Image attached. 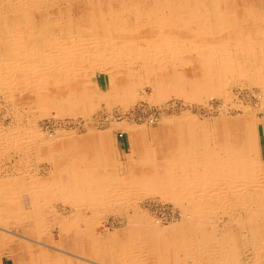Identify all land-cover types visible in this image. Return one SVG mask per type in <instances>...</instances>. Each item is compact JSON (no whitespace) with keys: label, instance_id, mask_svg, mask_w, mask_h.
Instances as JSON below:
<instances>
[{"label":"bare ground","instance_id":"6f19581e","mask_svg":"<svg viewBox=\"0 0 264 264\" xmlns=\"http://www.w3.org/2000/svg\"><path fill=\"white\" fill-rule=\"evenodd\" d=\"M96 72L111 73L113 79L112 85L99 93L93 92L90 84V76ZM247 83L255 95L261 93L264 107V0H0V91L34 119L48 115L50 109L61 117L76 113L90 116L102 101L121 103L127 109L139 98V88L142 93L151 88L156 101L180 97L192 103L218 96L224 99L226 112L233 107L244 111L239 117L216 118L213 124L199 122L190 110L165 118L169 144L158 158L157 148L143 142L144 136L130 125L131 148L125 164L112 144L104 143L105 131L87 128L84 137L77 138V131L58 128L49 132L52 139L45 141L34 120L27 126L18 123L8 132L0 130V147L6 142L16 150L48 146L43 152L59 159H70L73 149H59L62 154L56 156L50 152L55 140L58 144L82 143L85 138L89 144L88 149L75 150L72 158L79 163L74 167L79 180L73 185L81 199L75 200L83 202L84 192H90L93 214L85 218L88 226L78 227L80 218L75 214L67 222L20 229L25 233L20 239H41L46 229L55 225L63 240H76V234L81 235L79 240H97L93 230L97 217L115 211L122 203L121 196L135 200L137 189L143 196L160 194L172 199L185 193L188 215L181 222L159 227V220L137 207L127 217L130 226L124 239L118 240H147L151 255L163 244L160 254L171 255V260L185 252L191 256L202 252L215 257L211 260L215 264H264V154L258 136L264 112L256 117L250 105L233 99L229 91ZM252 86L261 91L255 92ZM137 148L141 158L135 157ZM86 158L95 176L83 180L90 164ZM66 188L64 183L62 195ZM9 201L7 188H1V229L9 227L13 217L8 212ZM213 205L221 208L214 210ZM214 213H220V229L214 223L218 218L213 219ZM2 238L6 235L0 232V243ZM160 240H188L202 247L193 250L186 241L188 247L176 250L172 241ZM208 240H214L217 248L209 249ZM3 247L13 255L11 244L1 243L0 249ZM125 253L123 248H112L103 255L120 264L137 263V256Z\"/></svg>","mask_w":264,"mask_h":264},{"label":"rangeland","instance_id":"374dc122","mask_svg":"<svg viewBox=\"0 0 264 264\" xmlns=\"http://www.w3.org/2000/svg\"><path fill=\"white\" fill-rule=\"evenodd\" d=\"M112 80L113 79H112L111 73L96 72L90 76L91 88L93 92L99 93L109 88L112 85ZM252 88L254 91L255 90H258L257 92L261 91L260 87L258 86H252ZM229 91L233 99L235 98V99H238L239 101H242L244 105H247V106L250 105V107L254 109L253 113H256V117H261L263 115L264 107H262V104H261V99H260L261 93L259 96L255 95L251 89V85L249 87L248 83L244 85L239 84L237 86H233ZM137 92H138V97L140 99L137 98V100H135V102L127 109H125L121 103L108 104L102 101L99 104V106L92 112L93 114H91L90 116H85L82 113H76L75 115L61 117L56 110L50 109L48 115H44L45 117L40 116L34 119L33 115H31L28 112L26 113V110L23 107L16 108L14 106V102L12 101V99L9 98L7 94L0 91V130L1 131L5 130L8 132L9 129L17 127V125H19L18 123H20V126L21 125L27 126L29 125L30 120H34L38 131H41L44 134L43 136L45 138L44 137L43 138L45 139V141L51 140L52 137L49 136V132L50 134L51 133L53 134V130L58 129V128H65L68 130H75L79 132H84V131L87 132L86 131L87 128H91L93 130L96 129V131H102V132L109 131L110 134H107L105 138L103 137L104 143L108 145V142H109L112 144L113 147L115 146L114 147L115 150L113 148L114 153L117 154L118 159L120 158L121 162L125 164V160L127 159L126 156L130 152V148H131V132H130L131 130H129V127L131 126L132 127L136 126L137 127L136 130L138 131V133L144 136L142 139L143 142H145L147 145L156 147L158 149V150L156 149L157 158H158V153L160 154L163 151H166L168 144H169V143L167 144L168 133L165 131V127L163 126L165 124L164 122H166L165 118L171 119V118H174L182 114V112H184L185 110H190V112H192L195 115L196 119L199 120V122L204 121L209 124H213V121H215L216 118H219L221 116L235 118V117H239L242 114H244V111L240 107H237V108L233 107L229 109L230 111L226 112L224 110V107L222 108V103H225L223 101L224 99L218 96H212L207 101L189 103L184 98H180V97H171L167 99L166 101L165 100L156 101L155 100L156 94L151 88H147L146 92H143V93L141 89L139 88ZM207 104H211L213 107L209 109V107H207ZM218 105L221 106V109H217L216 106ZM156 109L157 110L162 109L163 113L161 114V116L159 117L157 121L150 122L148 120V114ZM263 130H264V123L258 124L259 145L264 154V131ZM114 138H115V141H114ZM126 139H127V142H126ZM215 140H218L217 137L215 138ZM55 141L52 143H55L56 145L55 144L52 145V150L50 152L53 153L54 151L53 154L54 155L56 154V156L57 154L61 155L62 154L61 150H64V149L58 148L57 146H58L59 141L57 143ZM3 143L1 142V144ZM116 143H118L119 145L118 148L120 151L116 150ZM36 144L38 145L39 143L36 142ZM6 145L8 146L9 149L11 148V146H13V145L9 146V144L6 142L3 144L4 149L1 148L3 146L0 147L2 151L6 150L4 151V153L0 150L1 152L0 156L2 155L0 157V174H1L0 182L1 183L5 182L6 184V181H7L6 178L8 174L7 173L8 172L7 162H9V159H16L18 157L28 159L31 157V159H33V160L30 159L32 162H38L41 159L46 158V156L48 157L49 151L46 152V154H44L45 150L43 152V149H46V148H43L42 146H39V147L38 146H28L27 148L28 150H25L26 149L25 146H22L20 147L19 150L17 149L18 150L17 151L16 150L17 147H14V146L10 150H7L8 148H5ZM30 145H34V143L33 144L30 143ZM13 148H15V150ZM21 148H23V150ZM32 149L33 150L35 149V150L33 151ZM59 149L61 150L58 152L57 150ZM137 150H138V154L135 157L141 158L142 157L141 149L137 148ZM5 152H7V154ZM32 153H34L35 155L33 154L32 156ZM128 166L135 168L134 167L135 165L133 164L131 165L128 164ZM139 191H140L139 189L136 190L138 194L136 195L135 200L134 198H132V196H128V199L127 197L121 196V201H122V203H120L121 205L117 204V209L115 207L116 205L114 206L115 208H113V209H116L117 211L115 210L110 213L102 212V214L97 217L96 224H95L96 228H93V230L96 232L97 240H92V243L95 246V254L97 256V258L95 259L96 264H109L108 263L109 261L112 264H120V263H117V260L114 259V257L107 258L103 255L105 250H110L112 248H118V249L123 248V250H125L126 252L125 254L129 253V255L131 254V255L137 256L140 260L143 259L144 264H152L155 261L156 262L159 261L160 258L161 259L171 258V255L160 254L159 247L161 246L164 249L163 244H159L157 253L151 255L148 251L149 244H147V240H133L132 241V240H118V239H124L123 234L126 232L128 227L130 226L128 225L127 217L132 216V214L134 213L137 207L141 210L148 211L151 217H153L157 221L159 220L158 221L159 224L158 222H156V225H158L159 227L162 226L166 228V227H170L172 225L178 224L188 215V212H187L188 210L185 208V206H187L188 204L185 198L187 194L182 193V195L178 197V199L176 198L172 199L168 197H163L160 194L143 196L141 195V193H139ZM123 199L127 200L128 202L125 200L123 201ZM211 208L216 210V209H220L221 206L213 205L211 206ZM99 210H102V209H99ZM91 214H93L92 211H91ZM215 216L218 218L215 219L216 218ZM219 218H220V213L219 214L214 213V217H213V219H215L214 223L217 224L218 228L220 229L221 222L218 223ZM44 223L45 222H43V224ZM88 223H89L88 221H85V224L87 226H88ZM6 229L12 232L7 231ZM6 229L0 228V232L6 235V238H2L3 240L1 241V243L11 244L14 249V253L12 255V253L10 254L9 249L4 248V247L1 248L0 249V264H19L22 262H26L27 264H38L36 263L37 258L40 255H45V254L47 255L46 257L47 261L45 260L43 262L44 264H47V263L48 264H55V263L58 264L57 261L51 262L48 260L51 257V256L49 257V255L51 254L55 255L59 253H65L67 254L65 257H71L70 255L74 253L77 255H81L83 257H87V255L85 254H79L77 248L73 249L71 242L74 237L65 238L64 240L62 239V236L60 234L61 231L59 230V228L46 229L47 234H42V236L40 237L41 239L37 238V240H33V239L32 240H21L20 239L21 234L22 233L25 234V233L22 232L20 229H14L10 227H6ZM109 235L114 236V237L116 236L115 237L116 239L115 240H102V239L108 238ZM42 237H45V238H42ZM80 237H81L80 234H76L75 239L79 240ZM168 241L173 242V245H174L173 248L176 250H181V249L188 247V242H189L188 240H160V242H168ZM111 242H113L114 244L111 245L110 244ZM125 242H127L128 244ZM130 242H134L135 244L134 243L130 244ZM202 242L205 243L204 240H202ZM207 243H208L209 249L213 250L217 248L214 240H208ZM190 244L194 246L192 248L193 250H196L197 248L202 247L199 245H195V243L193 245V243L189 242L190 248L192 247L190 246ZM36 250L37 252H35ZM20 253L23 256L22 255L20 256ZM185 253H183V255H179L178 258L177 257H175V259L172 258V261L173 262L175 261L174 263L176 264H212V263L215 264V262L211 261L213 260V258L215 259V257L213 256H212L213 258L210 257L209 255L204 256L202 252H196L197 254L193 256L189 255V253L187 252ZM212 255H217V254H212ZM103 257L106 258L107 261L104 260ZM197 257H199V260L196 261ZM135 260L137 261V258H135ZM259 261L262 263V259L259 258ZM37 262H40V261H37ZM64 263L71 264L69 262H64Z\"/></svg>","mask_w":264,"mask_h":264},{"label":"crops","instance_id":"0c3cea01","mask_svg":"<svg viewBox=\"0 0 264 264\" xmlns=\"http://www.w3.org/2000/svg\"><path fill=\"white\" fill-rule=\"evenodd\" d=\"M77 133H78L77 138H79L80 135H82L81 138H83L84 137L83 135L86 132L77 131ZM107 134H110V132H104L103 136H106ZM127 139H126V142H127ZM58 147L64 150L73 149L70 155L71 158L67 159L66 157H61V159H59L58 157L53 158V157L46 156V158H43L38 162H32L30 159L18 157L16 159H9V162H7V165H8V172H7L8 174L6 178L7 181H6V184L5 182L4 183L0 182V189L1 188L3 189L6 187L8 194L11 196V201H9L7 205L9 214L13 216V217H10L9 219L10 228H14V229L37 228V227H40V225L43 222H45L44 224L46 225L52 226V224L56 221H62V222L69 221L70 219L69 217L75 214L79 215V218H80V219L78 218L79 219L78 224H77L78 227L85 228L87 226L85 224V220H86L85 218L89 217L91 214V209H90L91 207H89L90 206L89 205L90 204V197H89L90 192L89 190L85 191L84 192L85 195L83 196L85 200L81 203H78L81 198L75 195V190H74L75 187L73 183L75 180L77 181L79 180L77 178L78 173L74 172V167L77 168V165L79 163H78V160L76 159L73 160L72 158H74L73 157L74 154L76 156L75 150L89 148L88 141H86L84 138L82 143H80L79 141H73V142H68V143L61 142L58 144ZM118 147L119 145L118 143H116V150L120 151ZM43 148L48 149L49 147L47 146ZM44 154H46V152H44ZM86 159L87 161H89L88 158ZM19 162H22V163H19ZM91 165L92 164L90 163L89 169L87 170L88 174L87 172L83 173V176H84L83 180H87L88 178L90 179V177L95 176V172L90 171ZM64 183L67 188L65 189V194L62 195L60 191ZM25 188L28 190H26ZM45 189L47 191H45ZM75 199L76 200L79 199V201L77 202ZM87 199H88V203H87ZM55 214H57V217L55 216ZM46 222L49 224H47ZM53 227L58 228L55 225ZM42 238H45V237H42ZM25 239L27 240L28 238H25ZM28 240H31V239H28ZM71 244H72L73 249L77 248L79 254H85L87 255V257H83L81 255H77L74 253L70 255L71 257H65L67 254L59 253L55 255L54 254L49 255L51 256V258H49L48 260L51 262L57 261L58 264H63L64 262H69L71 264H96L95 259L97 258V256L95 254V246L93 245L92 240H72ZM152 245L158 246L157 243H153ZM46 257H47L46 254L40 255L37 258V261H40V264H44L43 262L47 260ZM103 259L107 261L106 258L103 257ZM130 261H128V264L129 263L132 264ZM159 261L157 262L155 261L152 264H173L174 263L171 260V258L170 259L160 258ZM108 263L112 264L110 261ZM136 264H144V262L143 260H140L139 258H137Z\"/></svg>","mask_w":264,"mask_h":264},{"label":"built area","instance_id":"2783aa9c","mask_svg":"<svg viewBox=\"0 0 264 264\" xmlns=\"http://www.w3.org/2000/svg\"><path fill=\"white\" fill-rule=\"evenodd\" d=\"M162 109H156V110H153L151 113L148 114V120L150 122L152 121H157L159 119V117L161 116L162 114ZM119 115V114H118Z\"/></svg>","mask_w":264,"mask_h":264}]
</instances>
